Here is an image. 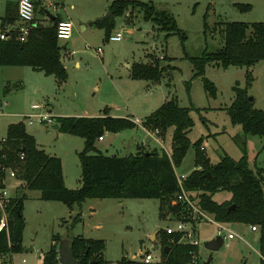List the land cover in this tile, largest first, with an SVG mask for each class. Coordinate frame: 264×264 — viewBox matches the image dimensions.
<instances>
[{"label":"rangeland","instance_id":"374dc122","mask_svg":"<svg viewBox=\"0 0 264 264\" xmlns=\"http://www.w3.org/2000/svg\"><path fill=\"white\" fill-rule=\"evenodd\" d=\"M16 1L0 0V16L4 15L7 3ZM34 1L39 21L48 24L47 18L42 17L48 10L52 16L73 23L72 37L63 44L66 43L68 51L74 53L69 56L61 51L67 72V79L62 83L53 75H45L29 66H0V98L8 102L4 114L0 115V139L6 136L10 123L25 122L23 116L32 111L30 105L33 103L48 104L50 110H44L54 122L63 116H100L105 106L111 116L143 120L167 98L175 97L180 106L192 107L190 115L194 122L188 133L191 145L181 165L176 167L178 173H190L196 168L193 143L197 139L202 140L203 152L213 163L224 154L239 159L242 154L240 145L245 141L249 167L264 170V137L245 135L240 125L231 123L226 109L233 100L234 85L238 83L245 87L247 75H250L247 92L254 99V108L264 111V60L250 67L224 68L208 64L204 76L215 85V96L204 89L202 77L194 76V66L189 60V57H198L204 51L213 52L222 46V28L226 22L264 21V0H138L151 2L157 10L170 13L186 34L183 43L176 34L164 39L165 33L159 31L152 21L144 20L139 7L129 12V23L125 15L114 18L109 35L124 29L130 33L120 41H109L105 26L96 25L95 21L106 15L113 0ZM237 2L249 4L251 9H238L234 5ZM204 15L207 28H204ZM163 55L170 59L163 60ZM155 56L166 65L159 82L130 77L127 63L150 62V57ZM25 127L40 148L61 159L65 185L77 188L81 173L78 152L84 146V139L53 129L49 122L26 123ZM171 133L172 127L161 135V142H158L156 137L138 126L117 133L106 132L95 144L107 155L132 154L138 151L137 145L141 151L156 149L160 153L165 149L170 155ZM7 186L14 196H25V228L23 250L11 253L8 259L3 258L1 264H41L44 253L55 243L52 235H66L77 213L70 212L59 201L41 200L39 191L28 189L22 178H9ZM212 197L221 203L229 199L231 193L220 190ZM159 207L160 200L151 198L87 199L73 209L81 213L82 222L71 233L85 232L90 238L104 239V259L108 264H116L122 257L130 258L140 251H151L156 240L160 239L159 230L173 223L171 215L160 216ZM229 226L246 241L223 238V245L210 251L204 247V242L216 236L218 226L209 220L197 223L196 230L202 244L201 262L211 255L210 264H258L254 232L242 224L230 223ZM30 247L32 250H24ZM153 252L158 253V247Z\"/></svg>","mask_w":264,"mask_h":264},{"label":"trees","instance_id":"16d2710c","mask_svg":"<svg viewBox=\"0 0 264 264\" xmlns=\"http://www.w3.org/2000/svg\"><path fill=\"white\" fill-rule=\"evenodd\" d=\"M243 11L251 9V5L234 3ZM135 7L143 11L144 20L152 21L159 31L165 34L179 36L183 43L185 32L177 26L175 18L165 10H157L151 2L138 0H113L109 5L112 19L95 21L96 25H103L108 37L116 16L125 15L129 23V12ZM46 13V12H45ZM128 14V15H126ZM44 15V14H43ZM51 16V15H50ZM52 17V16H51ZM17 18V4L9 2L0 19L14 21ZM48 24L37 23L32 27L25 41L15 38L0 40V66H29L45 75H53L59 83L66 81L67 72L61 60L64 44L56 35L59 16L48 17ZM204 28H207L204 15ZM223 44L213 52L204 51L201 56L189 57L194 66V76L203 79L204 89L212 96L216 95L215 85L205 78V68L208 64L221 67L240 66L250 67L260 60H264V21L240 22L229 21L222 28ZM163 60H169L163 55ZM150 62H133L130 65V77L136 80L159 82L166 70L158 57H150ZM247 75L245 87L236 83L233 87L234 97L227 114L232 124L241 126L245 135L264 137V111L253 106V98L247 92L250 84ZM192 107H182L177 98H167L155 111L146 116L142 125L149 131L158 129L163 135L172 127L171 154L164 150L130 153L125 156L107 155L97 148L96 140L106 132L117 133L126 129L138 127L132 117H115L104 108L103 114L93 117L63 116L55 121L59 124V131L80 136L84 139V146L78 152L80 162V185L68 188L64 183L61 159L40 148L35 138L26 131L22 121L10 123L7 127L6 142L3 153L6 155L4 163L18 168V178H22L28 189L38 190L41 200L59 201L69 209L81 205L92 198H151L160 200V216L184 220L186 210L174 198L177 191V181L172 163L181 165L191 142L188 133L194 122L190 115ZM201 139L194 143L195 169L184 181L185 189L190 193L199 208L221 223L256 225L259 237L257 239L259 264H264V170L249 167L245 151V141L240 145L242 154L235 160L227 154L219 158L216 163L201 149ZM23 153V159L19 154ZM148 153V154H147ZM22 173L24 175L22 176ZM220 190H227L231 197L221 203L213 200L212 195ZM25 196H14L10 202L9 211V242L5 233H0V252H21L23 250V231L25 220L23 217V200ZM82 222L77 213L66 231L72 238L74 257L79 264H108L104 259V239L86 238L82 234H73L74 227ZM160 242L169 245L165 264H187L190 259L191 247L171 245L169 236L160 233ZM61 234H53L55 242L44 253L41 264H59L57 243ZM116 264H143L135 260L122 257Z\"/></svg>","mask_w":264,"mask_h":264},{"label":"built area","instance_id":"2783aa9c","mask_svg":"<svg viewBox=\"0 0 264 264\" xmlns=\"http://www.w3.org/2000/svg\"><path fill=\"white\" fill-rule=\"evenodd\" d=\"M44 14L45 18L49 17V11L46 10ZM35 1L34 0H18L17 1V18L14 21H3L0 19V40H7L10 38H15L18 41H25L27 36L29 35L33 26H35L38 21L35 16ZM128 15V14H126ZM73 33V23L70 20L60 19L57 23L56 27V35L61 43L68 41L71 39ZM130 30H122L117 32L114 35H108L107 39L109 41H120L124 38L126 34H129ZM70 50V49H69ZM64 54L73 55V51H68L67 44H64V48L62 49ZM100 51V49H99ZM98 51V52H99ZM100 53V52H99ZM8 106V102L0 98V115L4 114L5 108ZM31 112L25 114L23 116L24 121L23 124H32V123H44L47 124L53 123L51 117L48 115L46 111L43 110L44 106L42 104L33 103L30 105ZM132 121L137 125L141 126L144 130H146L150 135L157 138L158 142H161V135L158 129L153 131L147 130L143 125L141 119L135 117L132 118ZM103 136L99 137V140H102ZM6 137L0 139V233H5L8 237L9 242V205L14 197L11 194L10 190H8V179L9 178H18L19 170L18 168H14L11 165H7L4 163L6 159L5 153H3V149L5 146ZM203 149V147H200ZM165 151V149H163ZM166 152V151H165ZM169 155V154H168ZM20 158L23 159L24 154H19ZM174 173L177 181V191L174 194V198L177 202L181 204L183 208L186 210V219H173V223L167 224L165 227L160 229V233H164L169 236L168 243L171 245H183L191 247L190 250V259L187 264H202L201 256H200V248L202 246L199 241V236L196 230L197 223L202 220H209L216 223L218 226V231L216 235H222L223 238L235 239L238 238L240 240L246 241L244 236L234 232L230 228V223H221L215 221L212 217L206 214L199 208V205L195 200H193L190 196V193L185 189L184 181L188 177L189 173H178L176 167L172 163ZM173 218V217H172ZM250 230L254 233L257 232L256 225H250ZM226 232V233H223ZM223 233V234H222ZM160 236V235H159ZM160 238V237H159ZM153 247H158L159 252L154 253ZM151 251L145 250L140 251L137 254L130 256L131 260L138 261L143 264H165L166 257H163L162 252L164 247H168L169 245L163 246L160 242V239L156 240L154 246ZM9 252H0V264L3 258L8 259Z\"/></svg>","mask_w":264,"mask_h":264},{"label":"water","instance_id":"95a60500","mask_svg":"<svg viewBox=\"0 0 264 264\" xmlns=\"http://www.w3.org/2000/svg\"><path fill=\"white\" fill-rule=\"evenodd\" d=\"M49 17L53 18V16L52 17L50 16V14H49ZM112 18H113V16H112L110 10H108L106 15L103 16L102 18H100L99 21H102L105 19H112ZM249 100H252V97H249ZM55 127H56V129H58L59 124H56ZM137 150H139V145H137ZM23 175H24V173H22V176ZM156 234H157V231L154 232V239H155ZM258 237H259V234L256 233L255 234V240H257ZM223 242H224L223 237L221 235H216L212 239L205 241L204 247L210 251H215V250H218L223 245ZM154 248L155 247H153V249ZM24 250L25 251L32 250V247L26 248ZM163 251L167 252L168 247H164ZM57 253H58L57 258H58L59 264H79V260H77L73 255L72 238L71 237H68L67 235L61 236L60 241H59L58 246H57ZM211 259H212L211 255H209V257L205 261H203L202 264H210Z\"/></svg>","mask_w":264,"mask_h":264},{"label":"crops","instance_id":"0c3cea01","mask_svg":"<svg viewBox=\"0 0 264 264\" xmlns=\"http://www.w3.org/2000/svg\"><path fill=\"white\" fill-rule=\"evenodd\" d=\"M18 1V0H17ZM17 1L16 2H14V3H16L17 4ZM6 10V9H5ZM51 15V14H50ZM36 16V15H35ZM52 16V15H51ZM43 18H45L44 17V15L42 16ZM36 18H37V21H38V23H40V24H42V25H46L45 23H44V21H39L40 19H39V17H37L36 16ZM60 19H62L61 17H60ZM48 20V19H47ZM64 64V63H63ZM127 66H130L128 63H127ZM44 106V108H43V110L45 109L46 111H48V110H50V108H49V106H48V104L46 105V103H45V105H43ZM105 108H107V106H105ZM44 110V111H45ZM107 112H108V114L110 115V113H109V111H108V108H107ZM48 113V112H47ZM87 117H89V115H86ZM75 117H78V116H75ZM56 124H58L56 121L55 122H53V123H51V128H53V129H56V127H55V125ZM58 130V129H57ZM75 207V206H74ZM74 207H73V209H74ZM73 209H69L70 210V212H74V213H78V212H75ZM80 213V212H79ZM81 214V213H80ZM82 217V216H81ZM255 234L256 233H254L253 234V239L255 240ZM84 237H86V238H90V237H88V236H86V234H85V232L82 234ZM246 240V239H245ZM256 242H257V240H255ZM258 254H259V252H258ZM10 259H11V257H10ZM259 262H260V255H259ZM259 262H258V264H259Z\"/></svg>","mask_w":264,"mask_h":264}]
</instances>
